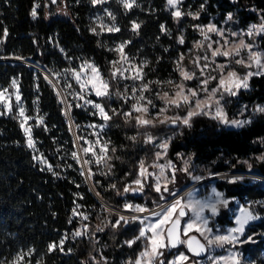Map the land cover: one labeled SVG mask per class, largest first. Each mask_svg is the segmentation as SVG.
I'll return each instance as SVG.
<instances>
[{
  "label": "trees",
  "instance_id": "16d2710c",
  "mask_svg": "<svg viewBox=\"0 0 264 264\" xmlns=\"http://www.w3.org/2000/svg\"><path fill=\"white\" fill-rule=\"evenodd\" d=\"M67 1L70 18L49 21L45 18L46 0H0V36L4 37L7 31L0 56L32 60L53 72L79 68L83 62L92 61L105 76L111 77L115 54L109 47L116 42H127L130 54L148 61L146 71L150 77L166 79L178 77L175 59L192 47L197 38L193 25L211 21L221 25L231 13L238 27H247L261 22L264 17V0H185L183 10L200 15L199 19L186 15L181 22L168 9L167 0H136L129 11L119 0H111L108 6L115 14L120 30L99 36L91 31L89 17L100 6H93L88 0ZM34 7L36 18L31 15ZM133 22L140 24L138 31L132 30ZM184 27L186 38L180 44ZM259 40L264 51V34ZM15 79H19L28 111L32 115L39 113L44 119V124L35 128L34 135L53 169L43 168L28 147L16 107L13 105L9 115L1 113L0 107V264H9L20 251H28L31 261L38 264H100L95 260L100 250L108 259L103 264H123L121 260L129 254L134 255L137 245L132 248L123 242L131 237L127 233L126 237L124 233L113 236L110 230L96 231L101 222L98 212L103 210V204L90 188L80 163L73 157L76 145L59 94L40 71L25 64L0 61V89L10 87ZM61 84L65 89L64 83ZM225 100L230 115L244 105L264 104V75L252 77L249 90L240 91L236 96L225 95ZM103 102L109 110L110 107L121 110L124 106L119 97ZM72 117L80 130L82 125L100 122L96 115L75 105L72 106ZM113 118L105 136L117 150L115 159L121 157V161H115L117 170L125 175L133 165L132 159L142 151L135 148L130 139L134 136V123H127L122 115ZM145 130L140 133L173 136L169 158L175 160L179 153H190L198 162L216 163V172L232 170L237 159L264 150L259 142L264 137V114L237 129L200 115L193 119L191 127L168 123ZM257 171L264 176V163ZM217 186L241 202L264 199V187L256 183L228 185L219 182ZM103 187L96 190L102 199L111 202L114 196ZM152 200L149 206H153ZM78 208L89 214L85 222L89 225V233L82 237L73 235L84 223L74 214ZM220 223L233 225L230 217L221 218ZM247 237H252L255 242L246 245L245 254L261 263L264 218L248 227L244 238ZM61 239L63 250L57 247L50 251L49 245L59 244ZM112 240H115L114 248L110 243ZM177 249L187 250L186 245ZM173 253L167 251L161 260L168 264ZM191 261L195 262L196 258L192 257Z\"/></svg>",
  "mask_w": 264,
  "mask_h": 264
},
{
  "label": "rangeland",
  "instance_id": "374dc122",
  "mask_svg": "<svg viewBox=\"0 0 264 264\" xmlns=\"http://www.w3.org/2000/svg\"><path fill=\"white\" fill-rule=\"evenodd\" d=\"M88 1L89 3L92 4L91 0H88ZM110 1L111 0H106V2L103 4L95 5L96 7L100 6V9L95 10L89 17L91 29L95 28L96 33H98L97 35L99 36L115 33V31L108 32L106 30V27L115 25L116 27L119 28V24L116 20L115 14L113 10L108 6V3ZM119 1H120L121 6L123 7L122 0H119ZM184 1L185 0H181V2L178 4V7L180 11L185 14L182 15V17L179 19L174 17L178 22H181L183 19H185L187 13L189 12L193 13V11H190V10H188L187 12L183 10L182 4ZM135 4H136V0H135ZM135 4L133 5V7L135 6ZM69 6L70 5L68 4L67 0H56V3H52V0H46L45 18L49 21L55 18H66V19L70 18L71 12H70ZM167 7L171 11V13L175 11V9H172L168 4H167ZM125 10L129 11V9H125ZM108 12H111L112 15L115 16V20L111 19V17L108 15ZM101 23H103V25L106 26L103 30L100 27ZM260 23L261 22L251 23L247 27H238L235 19L232 18L231 20L228 19L221 25H218L217 23L213 21L209 22L208 24H195V25L206 26L209 24H213L217 28L224 30V37L229 40L228 47H232L233 43H239L240 40H243L245 43L253 45V51H260L264 53L263 49L260 46V40H259L262 34L261 35L253 34L251 36L246 34L252 25L254 24L259 25ZM195 25L192 26V29L195 30L197 38L193 42L192 47L188 48L186 52L180 53L178 57H176L175 65L177 69L176 62L179 60L181 54H183L184 56V59L182 61L183 67L188 71L196 73V78L190 81H184L186 87L188 88L199 89L201 87V84H200L201 80L208 78V77H217V79H209V82L207 84V89L210 92L212 89L217 87L218 79L221 73L218 69H216V65L211 63V60L213 59L211 57V50H206L205 48H197L195 46L196 42L203 41V36L201 35L200 30L194 27ZM233 32L238 33L239 35L233 37L230 35ZM186 33H187V29L186 27H184L182 29V34H181V37H183L184 40L186 38ZM208 35L211 37L212 41L221 40V37L216 35L215 33H208ZM5 39H6V36L4 37L0 36V41H2L0 42V48L4 44ZM209 42L210 41H204V44L206 45ZM122 43L126 44V46L123 49V52L126 55L127 60H121L120 54L114 50ZM127 45H128L127 42H116L109 47V49L113 51L115 54V59L113 61H119L116 67L121 69V71L123 72V75L119 76L116 79H112L111 77L105 76L101 72L99 67L95 65L92 61L83 62L82 64H80L79 68H74V69L72 68V69H68L65 71H62V70L55 71V72L51 71L54 74L55 78L57 79L61 89H58L52 82L50 83L53 84L56 92L60 96V100L63 101L62 104L64 106V111L67 115L68 122H69V125L73 133L74 141L77 140L79 144L77 145L75 143L76 159L80 163L82 172L84 173V175L86 174V176L89 178L92 189H93L92 191L96 194L98 198L100 197L101 194H99V192L96 189L97 187L102 186V185L104 186L103 189L105 191H107L111 196H114V198L111 199L112 200L111 202L105 201L104 199L100 197L108 205L106 206L103 204V210L98 212L101 218V222L97 225L96 231H99V233L101 232L104 233L105 231L110 230L112 231L111 234L113 236L118 235L120 233L121 234L124 233L125 236H126V233H127V236L131 235L130 238L128 239L126 238V240L123 242L126 243V241L135 240V243L132 244L131 247L133 248L134 245L136 244L137 251L134 255L129 254L130 256L128 255L126 256L125 259L121 260L123 264H128L129 260H134L135 258H137L139 253L144 251L145 248L148 247V240L146 237L151 236L152 233L146 232V237L136 239V237L139 236L140 230L147 229L149 224L154 223L156 220L159 219V217L153 216L151 214H148L142 217L135 216V214L139 212L128 210L125 208V205L130 204L133 206H141V207L147 208L148 210H154V209L160 208L159 210H156L155 212L163 213V211L166 210L170 206L169 205L168 207H165L164 205L166 203L171 201L173 197L177 195L181 190H184L186 188L188 189L190 186H192L193 188L189 193H191V199L193 202H196V201L210 202L215 199V193H220L223 199L228 201L226 207L223 204L217 205L218 211L216 214H213L209 209H205L204 212L202 213L203 217L207 218L208 220L207 228L212 230L210 234L206 233V235H210V236L225 235L228 233L230 229L237 228L239 225L236 223V221L242 215L241 209H246L248 212H251L256 218L251 219L247 222V224L244 226L243 235L239 233L234 234L237 236L238 240H245L246 238L244 237H245L248 227L252 225L253 223H256L264 218V199L257 201V202H253L251 200H246L244 202H241L238 198L230 197L227 195L225 191L220 190L217 186V183L223 182L228 185H238V184L246 185L248 183L249 184L256 183L264 187V176L258 173L257 171V167L260 164L264 163V150L262 153L255 154V155H252L246 158L237 159V161L233 163L232 170L224 171V172H216L214 170L216 163L198 162L195 156L190 153H179L176 155L175 160L169 158L168 153H169L170 145L172 142V137H173L172 135H170L169 133H165L160 136L158 135L156 136L152 132L150 134L154 137V142L147 143L145 133L142 132L141 134L140 132L146 131L145 129H148V128L152 129V127H148V128L138 127L136 125L135 119H128L126 121V119L123 117V119L127 123H134L135 126L133 129L135 131H133V134H134L133 137H135V140L133 139L132 140L135 143V148L139 147V150L142 151V153H140L138 157L136 156L135 158L132 159L133 165L129 170H127V173L125 175L123 173L121 174L120 170H117L115 161H121V157L117 156L115 159L117 150L115 147L112 146L111 141L105 136V131L107 127L109 126V121L114 120L113 118L114 114L112 112L113 108L110 107L111 109L109 110V108L104 104L103 100L105 99L113 100L116 97H119V99H122L124 106L122 107L121 110H116V111L117 112L131 111V105L136 103L137 98L140 96V92L136 91L134 93L133 89L134 88L138 89L145 82H151L148 84L149 90L143 92V95L147 97L148 99H150L152 103L156 105L155 108H152L151 106H149V113L151 117L152 115H155V113L161 107H164V101H162L159 98V96H162L163 93L165 92L172 94L175 91L174 85L168 84L166 82L169 80L174 81V82L181 81V77L179 73H178V77H169L166 79L150 77L146 71V66L148 65V61L145 58H139L138 56H133L132 54H130L127 51ZM213 47L214 48L218 47V45L213 44ZM204 55H207L209 57V61H208L209 67L206 68L204 70V74L201 75L200 70L197 68V66L192 61L195 57L204 56ZM247 55L248 53L246 49L241 51L242 58L247 59ZM4 57L5 56H0V60L9 59V58L17 59V57H5V58ZM214 59L216 63L218 64L228 65V67L224 69L225 73L228 70H234L238 74L243 76L248 71H256L255 67L249 69L243 65L236 64L235 59H237V57H233L231 60H229L223 56H217ZM18 60L26 61V59H22V58H19ZM9 62H12V61H9ZM204 63H206L204 60L200 61L201 65H203ZM88 64L95 65L99 69L103 78L109 82L110 96L98 97L95 95L94 91H92L89 87H86L83 90L81 89L80 83L77 82L73 73L80 72L81 82H83L84 80H87L88 75L91 72V70L87 68ZM31 67L33 68V66ZM137 67L142 68V72L144 74L143 81L133 80L131 78L132 76L136 74L135 69ZM33 69L37 71L35 67ZM112 71H113V66L111 63V72ZM125 76L128 78L125 79L124 78ZM14 81H15V85L12 83L10 87H5V88L0 89V92H3L4 97L6 98L4 103H0L1 113L6 114V115L12 114L13 105H14L16 107L15 110L17 113V117L21 123L22 121H24V117H21L19 115V111L21 107L24 109L25 117H28V119L25 121V127L30 129L31 137L34 142V147H31V148L29 146L28 147L32 150L36 160L42 165L43 168L49 170V166H51V170H52L53 168H52L51 162L49 161L47 156L43 153V151H41V149L39 148L38 143H37V138L34 135L35 128L44 124V119L42 115H40L39 113L36 115H32L28 111L25 101L23 99L22 93H21L19 79H15ZM156 81H160L164 83L158 84V83H155ZM250 81H251V78L249 80V84H250ZM61 83H64L65 89L62 87ZM115 85L116 87L114 88ZM125 89H127V91H125ZM243 90L245 89H241L240 91H243ZM117 92H120L125 97H127V101L121 98V96L117 95L116 94ZM207 94L208 93L204 91H200L199 96L200 98H204L207 96ZM219 95L220 94L217 93V97H219ZM225 95L227 94H224V97L221 100V105L223 107L224 112L227 114V117L229 120L231 119H236V120H241V121L250 120V123H251L257 115L264 114V112L256 111L257 106L264 107V104H256V105H249V106L244 105L235 114L230 115L228 111V105L225 100ZM17 96L20 97L19 104H17ZM88 101L101 104L112 118L108 120L107 122H105V120L100 116L99 110L93 107L92 104L87 103ZM73 105L75 106L79 105L78 107H82L90 111L92 114L96 115L98 119H100V122L87 123L85 125H82V128L80 130V127H76L73 117H72V106ZM9 106L11 107V111H9ZM214 108H215V105L213 104V109ZM187 110H188L187 105L182 106L179 109L169 108V111L166 113V115L173 116V115L178 114L180 116H184L186 115ZM69 112L71 114L73 123L70 122V118L68 117ZM135 115H138V114L133 113V116ZM204 116L211 118L210 115H204ZM195 117L192 118L191 123ZM160 119H163V117L161 116L158 119L154 120L155 127H157L158 125H164L160 123ZM250 123H246L244 126ZM165 124L168 125V123H165ZM177 125L181 127L184 126L183 124L179 122H177V124L174 126H177ZM228 127L236 128V129L241 128V127H232V126H228ZM78 129L81 131V135H79ZM75 136H76V139H75ZM26 139L28 140L27 136H26ZM165 141L168 142V148L166 150L159 148L158 145ZM259 142L264 148V137L260 138ZM105 145H107V151L101 152V149L104 148ZM78 146L80 148L79 150H78ZM85 148H88L89 152L85 153L84 152ZM112 149H115V151H112ZM158 152L162 154L159 159L156 156V153ZM100 157H106V159L101 161L100 163H97V160ZM141 160L145 162V167L147 168V171L149 173H153V175L151 176L142 178V184H143L142 191L138 190V186L135 185L134 183V181L137 178H140L139 177V163ZM85 161H88V163H85ZM186 162H187L188 170L183 171V169L186 166ZM169 163L172 165V167L168 166ZM152 164L164 166V176L159 177V184L161 185V192L163 193V197H164L163 199H161V193H157L155 191V186L158 182L157 177L159 176L161 169L160 167H150V165ZM173 169H175L174 173H173ZM221 173L230 174V175L227 177H221V178L212 180V178L215 175H218ZM173 174L175 176L174 182H168V181H171ZM197 177L199 179H196ZM233 179H235V182H231ZM246 179H249V180H246ZM166 182H167L168 189L171 192H175L174 196L171 195L169 192H163V186L165 185ZM113 185L115 187H113ZM125 187L129 188V191L127 193L124 192ZM189 193L183 196L184 198L182 201L183 203H187L189 199ZM151 200L154 201L153 206H149V203ZM81 209L82 208H78L75 211V215L78 218L80 217L79 219L81 220V222H84V223L79 227V229L76 232H82L84 233V235L75 236L73 234L75 237H82V236L88 235L89 233V225L85 223L89 219V214L85 213L84 210H81ZM179 210H180L179 208L176 210V213H174L173 215V219L178 217ZM187 210L189 214L186 218L183 219V228L186 226L187 223L195 220L194 213L189 209ZM121 215L128 217L129 222L125 224L124 221H121L118 227L113 228L112 224L115 223V221H117ZM85 217H87V219H85ZM132 217H138L139 219L132 220L131 219ZM224 217H230L231 220L233 221V225H223L222 223H220V219ZM140 220L144 221L143 224L140 223ZM196 226L200 227L201 231L204 230V226L198 220H196ZM100 229H102V231ZM193 234H197L198 236H200V238L207 245V241L204 239L203 236H201L200 232H197L195 230V227L193 228L192 231L189 232V236ZM183 239H187V237H183ZM114 241L115 240H112V242H110L112 243L113 248H114ZM254 242L255 240L252 238V241L247 242V243H236L235 245L225 244L223 247L213 246L211 248H208V253L206 257L204 258H196L190 255L189 252L184 249L173 250L172 248H165V249H161V251L164 253V255L161 257H164L167 251L172 250L174 251V253L170 257L168 264H170L171 261L175 260L176 256L180 252H183L186 256L189 257V260L187 261V263L192 262L191 258L194 257L196 258V261H195L196 264H215V261L218 260L220 257L229 256L233 252H236L240 254L241 264H264V253L262 256L261 263H257V261L251 259L244 252L247 247L246 245H254ZM126 245L128 246L127 243ZM21 253L23 254V259L21 261V264H38V263H33L31 261V258H30L31 256L28 251H20L16 253L9 260V264L11 261H13V259L18 254H21ZM161 257L159 258L160 260H161ZM95 260L96 261L99 260L100 264L105 263L103 261H106V262L108 261V259H106V257L103 256V253L101 250L99 251V254ZM220 264H223V261H220Z\"/></svg>",
  "mask_w": 264,
  "mask_h": 264
},
{
  "label": "snow or ice",
  "instance_id": "6c2138e0",
  "mask_svg": "<svg viewBox=\"0 0 264 264\" xmlns=\"http://www.w3.org/2000/svg\"><path fill=\"white\" fill-rule=\"evenodd\" d=\"M92 4L98 5L103 4L106 2V0H91ZM181 2V0H167V4L172 8L175 9L173 11V16L177 19L181 18L182 15L185 13H182L178 7V4ZM233 2H236V0H233ZM52 3H56V0H52ZM123 7L125 9H131L133 5L135 4V0H122ZM38 7V5H37ZM201 10H203L204 5L202 4L200 6ZM107 11V10H106ZM31 15L33 18H36L37 12L35 10V7L32 10ZM108 15L111 17L112 20H115V16L112 15L111 12H108ZM187 15L191 16L192 19H199V12L192 13L189 12ZM228 19H232L231 13L228 14ZM101 29L103 30L106 26L101 23L100 25ZM197 29L200 30L201 35L203 36V41L196 42L197 48H205L206 50H211V57L213 58L211 60L212 64L216 65V69H218L221 73L219 79H218V85L216 88L212 89L210 92L207 89V84L209 82V79H217V77H208L200 81L201 87L199 89H193L186 87L184 81H190L194 78H196V73L186 70L183 65L182 61L184 59L183 54H181L179 60L177 63V71L181 77L180 82H174V81H167L166 83L174 85L175 91L172 94H169L168 92L163 93L162 96H159V98L164 101V107H161L155 115H152L150 117L149 113V106L152 108H155L156 105L152 103L150 99L145 97L143 95V92L148 91V84L151 82H145L143 83L138 89L134 88L133 92L136 91L140 92V96L137 98L136 103L131 105V111L127 112H117L115 109L112 110L114 115H122L126 121L128 119H135L136 125L138 127L142 128H148V127H155L154 120L158 119L159 117H163V119H160L161 124L170 123L172 125H176L177 122L183 124L184 126L191 127V120L195 116L199 115H210L212 119L218 120L223 125H228L232 127H243L246 123H250V120H236L231 119L229 120L227 117V114L224 112L223 107L221 105V100L224 97V94H227L229 96H236L238 92L241 89H249L250 84L249 80L253 76H261L264 75V53L260 51H253V45L245 43L243 40H240L239 43H233L232 47H228L229 40L224 37V30L217 28L213 24H209L206 26L201 25H195ZM140 28V24L133 22L132 24V30L138 31ZM106 30L108 32H118L120 29L116 27L115 25L106 27ZM161 30L164 31L163 25L161 26ZM91 31L94 34L96 33V29L93 28ZM208 33H215L216 35L221 37V40L212 41L211 37L208 35ZM247 35L251 36L253 34L261 35L264 34V17H261V23L259 25H252ZM4 35H7V31L5 30ZM231 36L235 37L239 35L238 33H231ZM204 41H210L206 45L204 44ZM2 42V41H0ZM180 44L184 43L183 37H181L178 41ZM213 44L218 45V47H213ZM126 46L125 43L120 44L115 51H117L120 54L121 60H127L126 55L123 52L124 47ZM247 50V59H244L241 57V51ZM217 56H223L229 60H231L233 57H237L235 59V63L239 65H243L249 69L255 67L256 71H248L243 76L238 74L234 70H228L226 73L224 71L225 68L228 67L227 64H218L215 61V57ZM19 59V57H17ZM204 60L206 63L203 65L200 64V61ZM209 57L207 55L204 56H197L193 59V63L197 66V68L200 70V74H204V70L209 67ZM113 71L111 72V78L116 79L119 76L123 75V72L121 69L117 68L116 65L119 63V61H112ZM87 68L91 70L90 74L88 75L87 80H84L81 82V74L80 72H74L73 75L78 83H80L81 89H85L86 87H89L92 91H94L95 95L98 97H108L110 96V84L107 80L103 78L101 75L99 69L92 64H88ZM136 74L132 76L131 78L133 80H141L143 81V72L142 68L137 67L135 69ZM47 78V77H46ZM127 79L128 77H124ZM155 83H164L160 81H156ZM13 84L15 85V81H13ZM127 91V89H125ZM200 91H204L207 94L206 97L200 98L199 93ZM217 93H219V97H217ZM117 95L121 96V98L125 99L127 101V97H125L122 93L117 92ZM82 98V97H81ZM6 98L4 97L3 92H0V103H4ZM20 102V97L17 96V104ZM63 102V101H61ZM143 102V103H141ZM87 103L92 104L93 107L99 110L100 116L107 122L112 117L108 114V112L105 110V108L99 104L94 103L92 101H88ZM213 104L215 105V108L213 109ZM188 106V110L186 112V115L180 116L178 114L173 116H168L166 113L169 111V108H176L179 109L182 106ZM79 106V105H77ZM71 107V106H69ZM9 111H11V107L9 106ZM256 111L258 112H264V107L257 106ZM133 113H137L138 115L133 116ZM19 115L21 117H24V121L21 122V128L24 129L25 135L27 136L28 140V146L34 147V142L31 137L30 129L25 127V121L28 119V117H25L24 109L21 107L19 111ZM150 117V118H149ZM103 127V126H101ZM146 135V142L147 143H153L154 137L149 134L145 133ZM79 139V138H78ZM130 139L135 140V137H131ZM159 148L166 150L168 148V142L165 141L163 143H160L158 145ZM107 151V145L104 146V148L101 149V152ZM112 151H115V149H112ZM84 152H89L88 148L84 149ZM161 153H156L157 158L159 159L161 157ZM73 157H76V153H73ZM106 157H100L97 160V163H100L101 161L105 160ZM85 163H88V161H85ZM169 167H172V165L169 163ZM150 167H160V173L157 177V184L155 186V191L157 193H161V199H163V193L161 192V185L159 184V177L164 176V166L152 164ZM49 170H51V166H49ZM187 162L186 166L183 169V171H187ZM175 169H173L174 173ZM153 173H149L147 171V168L145 167V162L143 160L139 163V177L137 178L134 183L138 186V190H143V184H142V178H146L147 176H151ZM196 179H199L198 177ZM238 179V178H236ZM175 176L173 174L171 181L168 182H174ZM231 182H235V179H233ZM113 187H115L113 185ZM129 191L128 187L124 188V192L127 193ZM163 192H169L171 195H175V192H171L167 187V182L163 186ZM183 197L178 198L175 200V202L171 203L170 206L163 211V213L159 212H151V215L159 217L158 220H156L154 223L149 224L147 229H141L139 232V236L136 237V239H140L143 237H146V232H151L152 235L149 237H146L148 240V247L145 248L144 251L140 252L138 257L134 260H129L128 264H165V261L160 260L159 258L164 255V253L161 251V249L165 248H177L179 245H186L188 250L194 255V256H200L203 252L206 251V246L204 244H201L199 240L196 239L195 236H189V232L193 230L195 227V230L197 232H200L201 236L204 237V239L207 241V248H211L213 246L215 247H223L225 244L235 245L236 243H247L252 241V237H247L245 240H238L237 236L234 235L235 233H239L243 235L244 232V226L247 224V222L251 219H255L256 217L251 213L248 212L246 209H241V217L237 219L236 223L239 225L237 228L230 229L227 234L225 235H206V233H211V229L207 228L208 220L207 218L203 217L202 213L205 209H209L213 214H216L218 209V204H223L225 207L227 206L228 201L223 199L220 193H215V199L210 202H200L196 201L193 202L191 199V193H189V199L187 203H183ZM125 208L128 210H132L134 212L143 213L145 211H149L147 208L141 207V206H133L130 204H126ZM179 210V217H183L186 215L184 209L187 208L191 210L195 215V220L192 222H189L186 224V226L181 229L180 227V220L179 218L173 219L174 213H176L177 209ZM75 214V213H74ZM87 219V217H85ZM132 220L139 219L138 217H132ZM196 220L200 221V223L204 226V230L201 231L200 227L196 226ZM124 221L125 224L129 222V218L125 216H120L115 223L112 224L113 228H116L120 225V222ZM143 220H140V223L143 224ZM102 231V229H100ZM75 236H81L84 235L82 232H76L74 233ZM182 237H187V239H183ZM63 239L60 240L59 244L53 243L49 245V250H54L57 247H60L61 250H63ZM129 247L132 246V244L135 243V240L132 241H126ZM23 259V254H18L13 261L10 262V264H21V261ZM189 260V257L186 256L183 252H180L175 260L171 261L170 264H187V261ZM220 261H223V264H241V257L239 253L233 252L229 256L220 257L218 260L215 261V264H220Z\"/></svg>",
  "mask_w": 264,
  "mask_h": 264
},
{
  "label": "bare ground",
  "instance_id": "6f19581e",
  "mask_svg": "<svg viewBox=\"0 0 264 264\" xmlns=\"http://www.w3.org/2000/svg\"><path fill=\"white\" fill-rule=\"evenodd\" d=\"M28 64H30L31 66H33V68L35 67L37 69V71H40L41 73H43V75L45 77H47V79L52 82L58 89H61L60 88V85L57 81V79L55 78L54 74L48 69L46 68L45 66H43L42 64H39V63H35L34 61H26ZM230 174H224V173H221V174H218V175H215L213 179H218V178H221V177H227L229 176ZM192 186H190L188 189L186 190H181L177 195H175L173 197V199L171 201H169L168 203H166L164 206L165 207H168L171 203L175 202L176 199L178 198H181L183 197L184 195L188 194L191 190H192ZM100 200H102L100 197H99ZM160 208L158 209H154V210H149V211H146V212H143V213H136L135 216H139V217H142V216H145V215H148V214H151V212H155L156 210H159Z\"/></svg>",
  "mask_w": 264,
  "mask_h": 264
},
{
  "label": "water",
  "instance_id": "95a60500",
  "mask_svg": "<svg viewBox=\"0 0 264 264\" xmlns=\"http://www.w3.org/2000/svg\"><path fill=\"white\" fill-rule=\"evenodd\" d=\"M0 61H12V62H17V63H22V64H25V65H27V66H29V67H31V65L30 64H28L26 61H32V60H26V61H21V60H18V59H3V60H0ZM44 66V65H43ZM69 118H70V122L71 123H73L72 122V117H71V114H70V112H69V116H68ZM75 134V133H74ZM76 135V134H75ZM75 139H76V136H75ZM75 143L77 144V145H79L78 144V141L76 140L75 141ZM80 148H79V146H78V150H79ZM85 176H86V174H85ZM86 179H87V181H88V184H89V186H90V188L92 189V186H91V183H90V180H89V178L86 176ZM187 189V188H186ZM186 189H184V190H186ZM93 190V189H92ZM95 194V193H94ZM96 195V194H95ZM99 199V198H98ZM99 201L100 202H102V204H104V205H108L105 201H103V200H100L99 199ZM184 211H185V213H186V215L185 216H183V217H179V215H178V217L177 218H179V220H180V227H181V229H183V219L184 218H186L187 216H188V214H189V212H188V210L185 208L184 209ZM178 214H179V212H178ZM176 219V218H175ZM190 236H195L196 237V239L197 240H199L200 241V243L201 244H204L205 246H206V251L205 252H203L200 256H194L189 250H188V248H187V246H186V249H187V251L189 252V254L190 255H192V256H194V257H196V258H204V257H206V255H207V253H208V248H207V245H206V243L200 238V236H198L197 234H193V235H190ZM183 238V237H182ZM181 245H179L177 248H179ZM177 248H172V249H177ZM187 264H196L195 262H188Z\"/></svg>",
  "mask_w": 264,
  "mask_h": 264
}]
</instances>
